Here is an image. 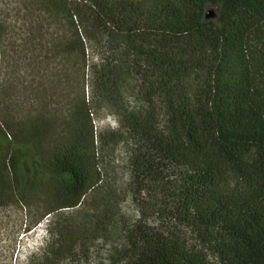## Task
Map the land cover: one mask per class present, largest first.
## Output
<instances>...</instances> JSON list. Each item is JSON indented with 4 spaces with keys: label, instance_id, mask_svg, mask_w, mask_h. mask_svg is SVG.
Returning <instances> with one entry per match:
<instances>
[{
    "label": "trees",
    "instance_id": "1",
    "mask_svg": "<svg viewBox=\"0 0 264 264\" xmlns=\"http://www.w3.org/2000/svg\"><path fill=\"white\" fill-rule=\"evenodd\" d=\"M57 62L89 88L61 118ZM119 148L162 228L124 225V250L94 264H264V0H0V208L47 221L26 264H79L116 230Z\"/></svg>",
    "mask_w": 264,
    "mask_h": 264
},
{
    "label": "rangeland",
    "instance_id": "2",
    "mask_svg": "<svg viewBox=\"0 0 264 264\" xmlns=\"http://www.w3.org/2000/svg\"><path fill=\"white\" fill-rule=\"evenodd\" d=\"M216 12V10L214 9ZM87 60L92 64H105L107 53L99 46L88 43ZM57 90L54 93L56 104V114L62 117L68 112L69 105L77 96H81L83 89L86 97L89 94L88 79L83 82L80 74L76 73L71 67V63L57 62L55 64ZM36 71L30 72L29 81L40 82V74L35 75ZM85 80V81H86ZM34 87V85H33ZM83 87V88H82ZM130 89V88H129ZM137 98L133 91L129 90L126 99L130 106L136 107ZM106 110L102 113L93 115L94 125L98 130L115 126L113 119L107 115ZM129 155L122 148L116 152L112 162L109 163L111 183L116 187L118 200L120 202V216L117 220L118 227L110 231L106 239H102L93 245L89 260H84L79 264H94L111 262L114 257L119 256L120 251L124 250V240L122 227H131L137 224L147 228L161 229V220L156 216L144 218L139 213L137 207L132 203L129 195ZM37 207L29 209L23 203L8 202L0 208V264H26L27 256H36L46 241V222L36 223L38 218ZM186 230V229H185ZM78 264V263H77Z\"/></svg>",
    "mask_w": 264,
    "mask_h": 264
},
{
    "label": "water",
    "instance_id": "3",
    "mask_svg": "<svg viewBox=\"0 0 264 264\" xmlns=\"http://www.w3.org/2000/svg\"><path fill=\"white\" fill-rule=\"evenodd\" d=\"M213 16H214V13L211 12V11H209V12L206 14V18H207V19H212Z\"/></svg>",
    "mask_w": 264,
    "mask_h": 264
}]
</instances>
